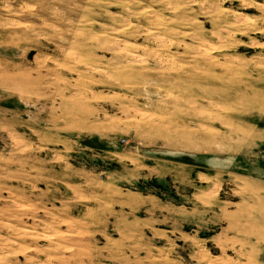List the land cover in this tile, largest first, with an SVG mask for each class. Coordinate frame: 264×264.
<instances>
[{
	"label": "rangeland",
	"instance_id": "rangeland-1",
	"mask_svg": "<svg viewBox=\"0 0 264 264\" xmlns=\"http://www.w3.org/2000/svg\"><path fill=\"white\" fill-rule=\"evenodd\" d=\"M0 264H264V0H0Z\"/></svg>",
	"mask_w": 264,
	"mask_h": 264
}]
</instances>
